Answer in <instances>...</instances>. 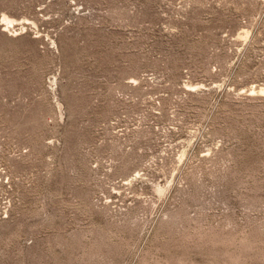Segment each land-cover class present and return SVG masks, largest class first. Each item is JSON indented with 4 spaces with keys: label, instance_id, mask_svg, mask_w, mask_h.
I'll return each instance as SVG.
<instances>
[{
    "label": "rangeland",
    "instance_id": "rangeland-1",
    "mask_svg": "<svg viewBox=\"0 0 264 264\" xmlns=\"http://www.w3.org/2000/svg\"><path fill=\"white\" fill-rule=\"evenodd\" d=\"M263 78L264 0H0V264H264Z\"/></svg>",
    "mask_w": 264,
    "mask_h": 264
},
{
    "label": "bare ground",
    "instance_id": "bare-ground-1",
    "mask_svg": "<svg viewBox=\"0 0 264 264\" xmlns=\"http://www.w3.org/2000/svg\"><path fill=\"white\" fill-rule=\"evenodd\" d=\"M5 19L8 21V22H12L13 20L12 19H10V18H8V17H5ZM251 89H253V88H251ZM254 91H258V92H260V93H264V87H256V88H254L253 89ZM253 91V92H254ZM257 93V92H256ZM263 96V95H262ZM183 154V153H182Z\"/></svg>",
    "mask_w": 264,
    "mask_h": 264
},
{
    "label": "built area",
    "instance_id": "built-area-1",
    "mask_svg": "<svg viewBox=\"0 0 264 264\" xmlns=\"http://www.w3.org/2000/svg\"><path fill=\"white\" fill-rule=\"evenodd\" d=\"M262 83L264 84V78H263V80H262Z\"/></svg>",
    "mask_w": 264,
    "mask_h": 264
}]
</instances>
